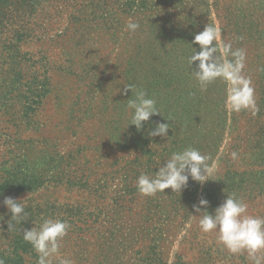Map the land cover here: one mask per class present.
Returning <instances> with one entry per match:
<instances>
[{"label":"rangeland","instance_id":"rangeland-1","mask_svg":"<svg viewBox=\"0 0 264 264\" xmlns=\"http://www.w3.org/2000/svg\"><path fill=\"white\" fill-rule=\"evenodd\" d=\"M1 1L0 264H37L23 231L46 218L70 224L60 254L74 264H250L201 233L192 206L205 198L212 214L235 194L264 217V56L257 66L250 39L233 33L260 38L264 54V5L230 1L225 36L214 0H29L9 16ZM207 24L218 46L245 51L255 114L226 109L222 81L202 91L191 76L192 41ZM139 90L160 114L137 131L127 100ZM158 122L170 124L168 138L148 136ZM189 146L210 157V180L138 193L141 173L155 177ZM5 197L27 214L11 231Z\"/></svg>","mask_w":264,"mask_h":264},{"label":"clouds","instance_id":"clouds-1","mask_svg":"<svg viewBox=\"0 0 264 264\" xmlns=\"http://www.w3.org/2000/svg\"><path fill=\"white\" fill-rule=\"evenodd\" d=\"M139 28L138 22L129 21L126 25L129 33H135ZM220 35V30L210 24L194 35L192 44L198 45L199 51L192 47L193 52L187 58L188 67L193 69L190 74L202 91L206 90L209 84L217 80L222 81L226 86V109L235 113L250 110L255 114L258 111L255 89L251 78L242 74L246 53L243 49L233 50L230 42L222 43V48L218 46L215 42L219 41ZM217 53L221 55L218 56ZM134 87L125 85V93L131 90L133 94ZM156 105V100L149 98L144 90L136 91L134 98L127 100V107L132 110L129 125H134L137 131H140L144 122L160 114ZM169 128L170 124L158 122L155 128L148 132V136L168 138ZM237 155L236 152L231 153L233 159H236ZM209 159L208 155L191 146L173 152L164 165L159 167L155 177L146 173L138 176L137 191L145 197L164 193V190L169 188L174 193H180L187 187L189 178L203 185L210 180L208 177L211 175V168L207 163ZM21 201L13 197H5L3 200L4 206L11 213V218L7 221L8 231L26 221L25 205ZM208 204L207 199L200 198L198 204L192 206L193 211L198 213L193 216L199 217L201 233L215 232L216 243L230 254L246 253L250 264H264V255L260 254L264 252V217L249 215L248 204L235 194H227L226 199L212 214L206 210ZM0 217L3 219V216ZM69 229L70 224L65 220L46 218L38 227L23 231V239L31 244L37 254V264H74L71 258L60 254L61 242Z\"/></svg>","mask_w":264,"mask_h":264},{"label":"trees","instance_id":"trees-1","mask_svg":"<svg viewBox=\"0 0 264 264\" xmlns=\"http://www.w3.org/2000/svg\"><path fill=\"white\" fill-rule=\"evenodd\" d=\"M22 1H26L28 2L29 0H5V1H1L5 4V8L2 10L5 12V14L7 16H9L10 12L15 11L14 9H10V7H13V5L15 4L16 6H18V8L21 6L23 7V2ZM232 0H214L215 2V6H216V15L218 17V19L220 20L221 24H222V32L225 36L230 35L231 32V27H232V20L230 19V6L229 3ZM264 5V0H248L245 2V6L244 8H246L245 10H248V7H253V6H259L260 9H262V6ZM259 9V11H260ZM251 14L249 13L248 16H250ZM238 16H233L232 19H237ZM247 31H250V28H247ZM235 35H242V36H246V38L250 39V43L249 46H251V48L253 49L254 53H255V58L256 60V65L258 66L260 64H262V60H263V56L264 54L262 53V46L260 45V38L256 37V38H252L253 41H251V36L241 33V32H233Z\"/></svg>","mask_w":264,"mask_h":264}]
</instances>
